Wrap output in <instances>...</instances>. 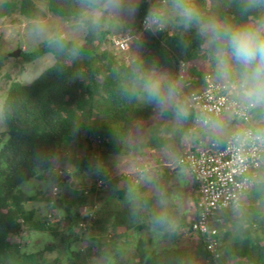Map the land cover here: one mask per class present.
Returning a JSON list of instances; mask_svg holds the SVG:
<instances>
[{
	"label": "trees",
	"instance_id": "1",
	"mask_svg": "<svg viewBox=\"0 0 264 264\" xmlns=\"http://www.w3.org/2000/svg\"><path fill=\"white\" fill-rule=\"evenodd\" d=\"M183 2L206 25L254 24L264 17V4L252 6L250 0ZM150 8H158L164 14L168 10L174 12V24L166 25L156 34L145 31L141 37L144 48L129 63L118 51L127 54L133 44L127 51L100 50L104 36L94 33L92 24L84 43L64 38V47L59 48L49 46L47 39L33 51H24L22 56L26 61L36 60L46 53L55 58L52 65L29 82L10 79L0 61V79L7 76L9 80L2 104L4 129L0 130V264H78L60 251L56 257H46L48 251L60 250L61 244L52 242L41 250L27 251L18 240L26 229L67 238V228L59 230L66 217L70 222L77 218L79 223L84 222L90 233L85 250L100 251L108 257L113 254L116 264H129V260H120L122 252L129 250L127 242L119 244L117 240L134 227L150 235L146 242L139 239L133 247L137 252L132 256H139L142 264H215L201 236L197 234L192 244L183 242L193 233L192 220L187 225L192 233L184 231V224L175 220L171 203L162 205L154 197L142 194L138 205L124 215L119 213L107 218L96 209L103 185L99 186V181L108 178L107 170L98 172L94 167L97 158L104 162L109 155H133L141 159L148 148L167 146H175L180 152L184 140L188 139L192 123L190 113L187 119L178 120L172 109L161 110L144 98L143 78L148 72L159 74L168 70V78L177 81V63L194 62L183 81L186 90L205 85L207 74L240 88L239 67L234 64L227 79L216 75L215 44L209 37L200 35L195 23L187 29L180 23L183 18L173 0H140L134 20L122 31L127 28L133 29L131 32L141 30L142 20ZM15 11L35 20L45 18L48 13L65 19H82L88 12V5L86 0H46V9L34 0H6L0 4V18ZM118 33L115 30L113 34ZM110 42L114 44L113 38ZM73 48L78 49L79 55H72ZM198 59L202 60V66ZM180 98L185 103L182 94ZM234 98L241 99L239 94H234ZM249 112L251 124L264 133V106L256 105ZM155 115L160 122L173 119L171 135L152 138L145 145L130 141L137 124ZM214 119L228 132L215 138L201 128L198 132L204 141L223 140L239 124V119L225 114ZM61 158L68 161L71 172L58 169L57 160ZM167 170V174L173 171ZM45 178L51 179L55 192H59L54 204L49 206L64 208L67 215L62 219L49 217L37 207L35 203L42 191L29 194L23 189L27 182ZM70 184L79 190L76 196L71 194L73 191L63 195L62 189L69 188ZM251 190L248 203L242 200L239 208H229L219 214L217 238L221 264H264V165ZM164 211L173 224L166 230L153 225L154 217ZM97 229H102L104 236L99 235L100 231L96 233ZM159 231L164 238H170L172 244L153 252L145 251L144 246L153 242V234ZM95 245H98L97 251H93ZM78 255L82 256V252L78 251Z\"/></svg>",
	"mask_w": 264,
	"mask_h": 264
},
{
	"label": "rangeland",
	"instance_id": "2",
	"mask_svg": "<svg viewBox=\"0 0 264 264\" xmlns=\"http://www.w3.org/2000/svg\"><path fill=\"white\" fill-rule=\"evenodd\" d=\"M4 1L6 0H0V4ZM34 1L38 6L46 9V0ZM139 1L140 0H138V3ZM87 15L88 12L84 14L82 19H65L48 13L45 18L35 20L28 19L19 11H15L11 15L1 17L0 61L4 63V73L9 75L10 79L12 78L23 82L31 81L45 68L52 65L55 58L53 54L46 53L36 60L26 61L22 56V53L24 51H33L42 41L52 38L55 35L63 36L64 38L76 43H84L86 35L90 31L89 28L91 27V21L86 18ZM174 15V12H170L169 10L166 11L165 17L167 19V26L174 24ZM135 16L130 17L127 12H122L118 15L105 13L101 18L99 25L93 27L94 33L104 36L99 49L106 52L117 49L116 45H112L110 42V39L117 34L116 33L114 35L113 33H115V30L116 32H119L118 34L133 31V29L130 28L122 31V28L133 21ZM38 23L45 29V35L39 38L34 34V27ZM143 48V39L139 38V40L133 43L132 49L130 52L127 51V54L119 52L118 50L117 51L119 55L122 56V58H125V61L129 63L132 57H135ZM16 50H20V53L15 57L11 56L10 54ZM197 62L201 66L203 65L202 60L198 59ZM193 63L194 62H187L188 67H191ZM157 75L168 77L169 71L164 70ZM8 82L9 80L7 76L0 79V130L4 129L2 104L6 95ZM233 90L234 94H239L242 100H246L242 97L240 88L236 89L233 87ZM172 122L173 119H167L160 122L159 116L155 115L150 120L139 122L133 133L130 135L129 140L145 145L152 138L170 136ZM227 132V128L224 127L223 135ZM179 154V149H176L175 146H167L160 149L148 148L147 154L141 159H137L133 155H109L107 161L104 162L102 159L97 158V162L101 164L102 169L110 171L108 172L107 179L99 181V186L103 184L101 190L102 192L99 191L101 193L99 197H97L99 202L96 209L99 214L105 216L106 211L110 209L112 210H109L110 213L113 214L112 218H114L116 211L123 210L120 212L123 215L128 211H131L133 206L127 199V192L130 188L137 194L138 199L136 206L138 205L139 197L142 194L152 196L157 203H160L159 193L162 192L167 200V203L172 204V210H174L175 213V220L184 224V231L192 233L187 225L193 219V216L190 215L189 209L192 208L191 196L194 182L188 169L178 164ZM57 167L66 173L71 172V168L69 167L66 159L61 158L57 160ZM167 167H169V170H167ZM171 169L173 171H170ZM166 170L170 172L167 174ZM161 173L165 174L162 176L160 175V177L159 174ZM54 186L55 184L51 179L45 178L42 180L29 181L23 185V189L29 194H35L39 190L42 191L43 194L38 195V201L35 203L37 207H39L40 210L49 217L55 216L58 219H62L67 215L65 209L59 205H55L54 208H50L49 206H52L56 197L59 196V192L58 190L55 192ZM74 188V184H70L69 188L62 189L63 195H66L69 191H73L71 194L76 196L79 190H75ZM121 191H123V195H119ZM251 192L252 190H248L246 192L243 198L244 202H249L248 195ZM50 199H53V202L49 203ZM71 212L74 214L75 209L72 208ZM79 221V218L74 219L71 222L67 219V217L62 219V224L60 225L61 227L59 230L61 231L63 228H67V238H63L62 236L56 237L54 234L49 232L26 229L18 240L22 242V248L27 251L41 250L52 242L61 244L60 247L62 248H60V250L47 252L46 257L49 259L56 257L60 251V253L64 252L70 255V257L78 264H116L117 262L113 258V254L108 257L106 254L97 251L98 245H95L93 249V251H97L96 253L85 250L87 247L86 240L90 236V233L86 229L85 225H83L84 222L79 223ZM69 226L70 229H68ZM97 231H100L99 235H101V237L104 236L102 234V229H97L95 232L98 233ZM196 235L197 234H194L193 232L190 237H185L183 242L185 244H192ZM149 236L150 235H147V232L145 233V231H139L134 227L132 230H129L127 234L118 239L117 242L119 244L124 241L127 242L126 249H129L128 252H122L120 260H129V264H142L143 261H141L139 256H132L137 252L133 249V247L139 239L143 238L146 242ZM116 239L117 237L115 240ZM172 242L173 241L170 238L163 237L162 231L155 232L153 234V242L146 244L144 246V250L153 252L155 249L160 250L165 246H169ZM78 251L82 252V256L78 255ZM120 260L118 259V261Z\"/></svg>",
	"mask_w": 264,
	"mask_h": 264
},
{
	"label": "built area",
	"instance_id": "3",
	"mask_svg": "<svg viewBox=\"0 0 264 264\" xmlns=\"http://www.w3.org/2000/svg\"><path fill=\"white\" fill-rule=\"evenodd\" d=\"M143 20L141 30L113 37L118 49L127 51L142 37L146 31ZM188 68L187 62L177 63V81L192 119L178 164L188 169L194 182L191 196L194 214L190 229L203 238L215 264H221L217 238L219 214L229 208H239L254 179L258 178L264 165V133L251 124L249 111L254 106L247 100L234 98L233 86L207 74L205 85L186 90L183 81L187 78ZM198 114L213 119L225 114L239 119V124L223 140L204 141L196 136L202 128L196 122ZM237 133L249 135L238 143L233 139Z\"/></svg>",
	"mask_w": 264,
	"mask_h": 264
},
{
	"label": "clouds",
	"instance_id": "4",
	"mask_svg": "<svg viewBox=\"0 0 264 264\" xmlns=\"http://www.w3.org/2000/svg\"><path fill=\"white\" fill-rule=\"evenodd\" d=\"M88 15L93 26H98L105 13L120 14L127 12L132 17L138 13V0H86ZM179 15L183 18L180 23L187 29L196 24L200 35L209 37L210 42L215 44V71L216 75L227 79L230 76L233 65L240 69V91L244 99L253 106H264V17L254 24L239 26H219L217 24H203L196 12L183 0H173ZM264 4V0H250V5ZM167 19L162 10L150 8L146 13L143 25L146 31L156 34L164 30ZM83 27V25H82ZM34 34L39 38L45 35V29L41 24L34 27ZM209 34H211L209 36ZM63 36L48 39L49 46L63 48ZM72 55H79L77 48L72 49ZM142 91L144 98L150 104L161 110L172 109L178 120L187 119L188 107L181 100V85L178 81L169 79L167 76L148 72L143 78ZM196 122L201 125L205 132L215 138H221L224 127L220 121L207 115L198 114ZM248 133H237L233 139L242 142ZM94 167L102 171V166L97 162ZM160 203L167 204L164 194L159 193ZM127 199L133 208L136 207L137 194L133 189L127 192ZM154 227L168 229L173 226L166 211L156 215L153 219Z\"/></svg>",
	"mask_w": 264,
	"mask_h": 264
},
{
	"label": "crops",
	"instance_id": "5",
	"mask_svg": "<svg viewBox=\"0 0 264 264\" xmlns=\"http://www.w3.org/2000/svg\"><path fill=\"white\" fill-rule=\"evenodd\" d=\"M196 136H197V137H201L199 132L197 133ZM114 159H115V158H114ZM114 159H113V160H114ZM105 170H107V169H105ZM107 171L110 172L109 170H107ZM120 194L123 195V191H121V192L119 193V195H120ZM191 200H192V199H191ZM191 207H192V208L189 209V212H190V215L193 216V214H194L193 202L191 203ZM109 210H110V209H109ZM109 210L106 211V215H105V216H107V218L113 216V214L110 213V211H112V210H110V211H109ZM121 211H123V210H121ZM121 211H116V214H115V215H118ZM103 216H104V215H103Z\"/></svg>",
	"mask_w": 264,
	"mask_h": 264
},
{
	"label": "water",
	"instance_id": "6",
	"mask_svg": "<svg viewBox=\"0 0 264 264\" xmlns=\"http://www.w3.org/2000/svg\"><path fill=\"white\" fill-rule=\"evenodd\" d=\"M19 53H20V50H16L15 52L11 53L10 55L13 56V57H15V56H17ZM67 178H68V176H67Z\"/></svg>",
	"mask_w": 264,
	"mask_h": 264
}]
</instances>
